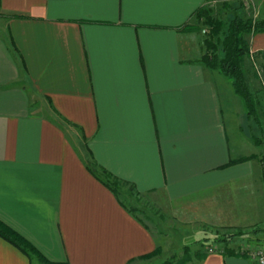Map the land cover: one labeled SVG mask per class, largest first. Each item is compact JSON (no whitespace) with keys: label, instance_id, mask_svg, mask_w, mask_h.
<instances>
[{"label":"crops","instance_id":"1","mask_svg":"<svg viewBox=\"0 0 264 264\" xmlns=\"http://www.w3.org/2000/svg\"><path fill=\"white\" fill-rule=\"evenodd\" d=\"M204 3L0 0V221L50 262L128 264L158 245L88 168L63 119L98 166L140 195L160 196L180 224L264 226L252 160L228 165L248 156L249 120L235 124L228 112L232 137L219 73L197 61L199 46L177 30ZM250 48L264 88V32ZM35 261L0 237V264ZM198 264L256 262L210 252Z\"/></svg>","mask_w":264,"mask_h":264},{"label":"trees","instance_id":"2","mask_svg":"<svg viewBox=\"0 0 264 264\" xmlns=\"http://www.w3.org/2000/svg\"><path fill=\"white\" fill-rule=\"evenodd\" d=\"M219 5H214L213 0H205L204 5L197 8L188 22L178 27L180 33L204 32L201 45L204 51L198 60L206 69L215 71L224 78L230 80V85L234 96L241 102L245 109V114L249 121L258 125V129L264 132V88L260 87L259 69L262 67L258 58L251 52L250 40L257 33L264 32V17H254L245 13V4L242 0H215ZM9 18H27L26 15L12 13ZM253 78L256 84L250 82ZM61 119V118H60ZM62 130L63 125L58 121H54ZM67 126L76 128L66 120H62ZM83 140V146L88 153V168L93 172V168L102 176L100 181L108 187L116 196L119 195V188L127 185L129 190L135 192L133 185L127 184L122 180L114 177L110 172L98 166L93 160L91 153L86 145V139L80 133ZM256 137V136H253ZM257 144L260 139L254 140ZM255 155L243 156L229 161L228 165L250 160ZM123 204V202H122ZM124 205V204H123ZM125 206V205H124ZM126 207V206H125ZM130 212H136L134 208H128ZM142 221L141 218H139ZM226 229L223 235L218 231L215 235H205L198 240L202 248L195 251L192 245H184L179 256H173L171 259L165 260L161 264H198L202 262L210 252H217L224 256L247 257V248L230 246L233 239L241 236L242 228L221 227ZM237 232H234V231ZM229 231V232H228ZM0 237L18 248L28 258L35 255L41 262L45 264H64L50 262L44 258L25 238L0 221ZM222 244V249H213L212 246ZM213 249V250H212ZM160 253V247L157 245L153 252L132 259L128 264L135 260H147Z\"/></svg>","mask_w":264,"mask_h":264},{"label":"rangeland","instance_id":"3","mask_svg":"<svg viewBox=\"0 0 264 264\" xmlns=\"http://www.w3.org/2000/svg\"><path fill=\"white\" fill-rule=\"evenodd\" d=\"M242 2H244L245 4V13L250 14L254 17H260L262 15L258 0H242ZM217 4L219 5V2L214 1V5L216 6ZM203 33L204 32L202 31L190 33V37L192 38L194 44L199 46L198 49H200V54L204 51V47L201 45V41L204 36ZM188 52L190 51L188 50ZM218 76L215 73L214 80L220 90L222 104L224 107V115L226 114V123L228 124V128H231L230 133L232 134V137H234L237 133L234 132L233 125H235L236 122L238 123V119L240 117H243V115L245 114V109L242 105H238L237 102H235V104L230 102L229 97L231 91L227 90H230L231 81L224 78L222 75L218 74ZM250 82H252L254 85L257 81H255L251 77ZM43 108L46 109L48 115L55 117L51 113V111H48L45 107ZM228 112L233 114L235 124L229 122ZM247 122V130L250 136L249 140L246 139L249 142L247 153L248 155H255V158H252L251 160L257 179L258 199L261 208L264 209V132H261L258 129V125L254 124L253 122ZM65 128L67 135L69 136L76 149H78L80 155L87 160L88 156L83 146V140L80 136V132L76 128L67 125H65ZM257 139H260V143L258 144L254 142V140ZM118 192L122 201L130 208H134L136 210V214L144 221L145 224L148 225L150 230L154 233L156 242L160 247V253L156 256L147 260H138L130 264H161L165 260L171 259L173 256H179L184 245H192L191 248L193 251H195L202 248L200 242L197 241L203 238V236H213L215 234H218L217 231L221 235L227 232L226 229H223L221 227L213 228L194 223L180 224V222L175 221L174 218L170 216V214L168 213L167 205L163 201V199L160 198V196L153 195V197L148 198V196L135 194L134 192L129 190V187L127 185L121 186ZM262 223H264V221H262ZM241 231L243 232V234L233 239L230 246L235 248H238V246L247 247V249H257L260 246H264V236L260 237L261 239H259V233L264 231V226H262V224L261 227L255 225L253 227L242 228ZM234 232L237 231L235 230ZM246 244L252 246H245ZM222 247V244H216L211 248L216 250L217 248L222 249ZM33 264L39 263L35 261ZM41 264L45 263L42 262Z\"/></svg>","mask_w":264,"mask_h":264},{"label":"built area","instance_id":"4","mask_svg":"<svg viewBox=\"0 0 264 264\" xmlns=\"http://www.w3.org/2000/svg\"><path fill=\"white\" fill-rule=\"evenodd\" d=\"M214 2V0H213ZM248 257L256 262V264H264V249L262 248H251L247 249Z\"/></svg>","mask_w":264,"mask_h":264}]
</instances>
